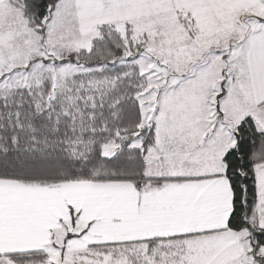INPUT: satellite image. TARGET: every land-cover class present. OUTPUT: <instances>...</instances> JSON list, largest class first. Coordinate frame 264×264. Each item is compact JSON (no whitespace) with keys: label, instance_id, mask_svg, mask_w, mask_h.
Returning <instances> with one entry per match:
<instances>
[{"label":"snow or ice","instance_id":"snow-or-ice-1","mask_svg":"<svg viewBox=\"0 0 264 264\" xmlns=\"http://www.w3.org/2000/svg\"><path fill=\"white\" fill-rule=\"evenodd\" d=\"M0 264H264V0H0Z\"/></svg>","mask_w":264,"mask_h":264}]
</instances>
